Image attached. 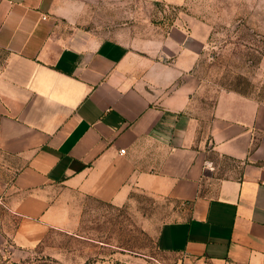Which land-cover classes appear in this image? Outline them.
I'll use <instances>...</instances> for the list:
<instances>
[{"label":"crops","instance_id":"1","mask_svg":"<svg viewBox=\"0 0 264 264\" xmlns=\"http://www.w3.org/2000/svg\"><path fill=\"white\" fill-rule=\"evenodd\" d=\"M98 2L0 0V245L80 236L88 201L142 191L174 204L170 264H264V99L208 104V22L105 36L80 24Z\"/></svg>","mask_w":264,"mask_h":264},{"label":"rangeland","instance_id":"2","mask_svg":"<svg viewBox=\"0 0 264 264\" xmlns=\"http://www.w3.org/2000/svg\"><path fill=\"white\" fill-rule=\"evenodd\" d=\"M185 13L212 27L210 47L198 65L208 104L223 90L264 99V0H186L181 5L100 0L80 24L105 36L126 37ZM4 52L0 50V67ZM173 202L137 191L123 205L90 200L80 236L52 232L32 249L0 245V264H170L157 248L160 225L177 216Z\"/></svg>","mask_w":264,"mask_h":264}]
</instances>
